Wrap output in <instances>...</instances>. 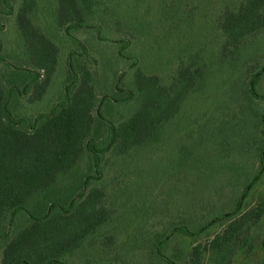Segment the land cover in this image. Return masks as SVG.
Wrapping results in <instances>:
<instances>
[{
    "label": "trees",
    "instance_id": "1",
    "mask_svg": "<svg viewBox=\"0 0 264 264\" xmlns=\"http://www.w3.org/2000/svg\"><path fill=\"white\" fill-rule=\"evenodd\" d=\"M11 1L0 0V32L5 27L1 6L10 9ZM55 2V33H63L62 64L48 19L41 16L44 27L35 19L39 0H23L10 18L14 21L10 33L0 34V264H71L67 258L88 238L110 227L114 211L108 207L107 190L97 185L106 168L112 160L156 143L206 77L204 45L194 48L171 39L176 25L170 17H159L165 10L179 13V20L187 21L183 27L192 30L196 18L201 21L197 13L201 0ZM207 8V22L214 17L225 49L238 48L264 29V0H207ZM113 24L121 33L115 39L105 35ZM89 30L95 31L99 42L85 43L73 35ZM69 43L76 47H66ZM110 48L124 68L107 54ZM162 48L168 50L167 69L159 61ZM95 50L105 58L97 66L100 75L90 67ZM186 52L194 55L192 62L182 61ZM174 57L180 59L175 66ZM61 69L66 75L62 85L59 82L56 101L33 116L24 115L22 102H41ZM263 78L264 65L250 67L244 80L246 93L264 100L257 92ZM261 119L264 124V113ZM259 162V172L236 205L198 229L179 222L157 246L160 261L234 264L248 243L242 236L264 218V199L245 209L251 189L264 174V145ZM213 226L223 228L204 245L193 239L186 261L163 253L171 236L197 238Z\"/></svg>",
    "mask_w": 264,
    "mask_h": 264
},
{
    "label": "rangeland",
    "instance_id": "2",
    "mask_svg": "<svg viewBox=\"0 0 264 264\" xmlns=\"http://www.w3.org/2000/svg\"><path fill=\"white\" fill-rule=\"evenodd\" d=\"M22 1L12 0L10 9L5 4L1 6L2 24L5 27L0 34L10 33L9 28L14 25L10 18ZM39 2L35 19L39 22L42 17L48 19L47 28L53 31L52 37L59 45L58 61L62 64L63 33L61 30H57L58 35L55 33L56 2ZM206 2L201 0L202 5L197 12L201 21L198 23L196 18L192 30L188 26L183 27L187 21L183 19L181 22L179 13L176 15L165 10L159 16L164 20L170 17V23L176 25L175 31H171V39L183 40L184 46L194 48L204 45L201 57L206 63V77L201 90L193 94L177 116L166 124L163 136L156 143L134 149L112 160L106 168L104 179L98 181L97 185L107 190V204L114 211L108 223L110 227L99 231L94 238H88L67 258L71 264H162L157 246L169 237L170 231L179 222L185 223L188 228L198 229L225 214L236 205L247 184L259 172L260 153L264 145V124L261 119L264 100L246 93L244 80L250 67L259 69L264 65V29L238 48L225 49L224 40L217 37L219 32L214 17L207 22ZM180 11L183 13L182 9ZM162 24H159L160 29L163 28ZM117 30L113 24L105 35L115 39L121 36ZM94 32L81 31L73 35L85 43L89 40L99 42ZM125 32L123 30L122 34ZM12 34L16 35V31L13 30ZM66 47L75 48L76 44L69 43ZM94 47L101 52L100 44L95 43ZM107 54H112L113 62L120 68L126 66L115 58L114 49L110 48ZM193 57L186 52L182 61L192 62ZM104 59L96 50L92 51L90 67L93 72L96 70L100 75L97 66L101 67ZM174 59L173 66L180 60ZM9 60L20 63L18 58L9 57ZM159 61L167 69L168 50L162 48ZM164 69L162 74L166 76ZM65 75L63 77V69L56 74L41 102L24 100V115L33 116L38 110L54 103L60 92L58 85H62ZM260 85L257 92L264 95V78ZM262 199L264 174L251 189L245 209L257 206ZM222 228L213 226L197 238L177 233L163 246V253L177 261H186L195 244L193 239L204 245ZM241 239L248 243L239 250L234 264H264V218L246 231Z\"/></svg>",
    "mask_w": 264,
    "mask_h": 264
}]
</instances>
